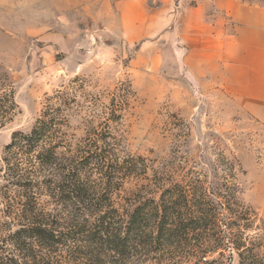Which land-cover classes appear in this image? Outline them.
<instances>
[{
  "label": "trees",
  "instance_id": "1",
  "mask_svg": "<svg viewBox=\"0 0 264 264\" xmlns=\"http://www.w3.org/2000/svg\"><path fill=\"white\" fill-rule=\"evenodd\" d=\"M78 92L48 98L3 152L0 264H264V221L239 163L211 179L183 158L134 156L114 127L124 104L99 110ZM17 110L0 86V128Z\"/></svg>",
  "mask_w": 264,
  "mask_h": 264
},
{
  "label": "rangeland",
  "instance_id": "2",
  "mask_svg": "<svg viewBox=\"0 0 264 264\" xmlns=\"http://www.w3.org/2000/svg\"><path fill=\"white\" fill-rule=\"evenodd\" d=\"M179 1L146 0L145 14L131 9L123 19L78 2L0 6V86L15 91L18 105L0 128V188L3 152L14 133H30L48 98L69 87L84 106L124 104L114 127L134 156L157 166L183 158V166L211 179L213 167L239 163L244 199L264 221V124L219 84V60L198 56L196 48L211 43L187 41Z\"/></svg>",
  "mask_w": 264,
  "mask_h": 264
},
{
  "label": "crops",
  "instance_id": "3",
  "mask_svg": "<svg viewBox=\"0 0 264 264\" xmlns=\"http://www.w3.org/2000/svg\"><path fill=\"white\" fill-rule=\"evenodd\" d=\"M54 1L98 5L101 12L111 9L122 19L131 9L148 11L146 0ZM8 2L0 0V6ZM179 6L187 41L211 43L210 49L196 48L198 56L219 60V84L243 113L264 124V0H180Z\"/></svg>",
  "mask_w": 264,
  "mask_h": 264
}]
</instances>
